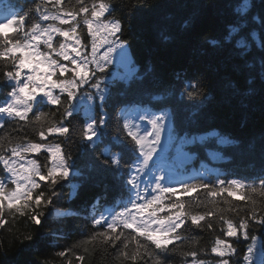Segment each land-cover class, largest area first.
<instances>
[{
	"label": "snow or ice",
	"instance_id": "1",
	"mask_svg": "<svg viewBox=\"0 0 264 264\" xmlns=\"http://www.w3.org/2000/svg\"><path fill=\"white\" fill-rule=\"evenodd\" d=\"M245 7L243 0L236 5L238 22L244 19ZM34 11L37 17L27 24V12H0V67L5 69V87L10 89L9 99L0 104V129L6 121L23 122L18 130L31 126L38 137V141L26 136L16 142L8 139L7 144V138L0 137L4 173L0 176V226L6 222V212L24 215L28 209L34 212L46 207L56 195L55 185L84 175L63 144L45 143L50 136L69 139L70 132L78 131L93 168L111 174L127 196L93 217V226L99 230L86 243L97 239L111 247L119 243L118 258L132 264H166L173 253H179L182 264H210L205 258L209 255L214 258L212 264H233L236 248L227 238H243L252 241L243 261L254 264L255 241H264V178L259 184L237 179H218L212 184L200 177L178 180L168 155L176 134V113L169 105L173 100L195 104L206 97L202 80L197 75L177 74L179 83L174 88L150 95L146 103H125L110 115L107 109L116 77L109 70L127 59L123 79L132 83L140 79V68L129 59L124 22L108 18L113 11L109 0H68L67 4L65 0H39ZM261 20L264 22V14ZM237 45L244 48L239 41ZM48 106L63 110L59 120L57 112L44 111ZM82 110V126L70 129L66 121L71 122ZM221 142L229 141L222 138ZM41 153L46 156L43 166L31 158ZM44 186L52 195L38 191ZM76 187L73 185L74 193ZM201 191L204 199L194 195ZM252 194H258L259 203ZM217 197H223L227 207H220ZM102 199L98 194L94 207ZM201 208L204 210L199 211ZM225 212L240 218L234 221ZM41 217L42 213H35L31 220L39 226ZM213 218L223 222L221 231L226 238L217 237L210 250L196 248L195 241L189 244L186 233L193 228L214 231ZM257 230L259 237L252 234ZM259 264H264V258Z\"/></svg>",
	"mask_w": 264,
	"mask_h": 264
},
{
	"label": "trees",
	"instance_id": "2",
	"mask_svg": "<svg viewBox=\"0 0 264 264\" xmlns=\"http://www.w3.org/2000/svg\"><path fill=\"white\" fill-rule=\"evenodd\" d=\"M38 2L0 0V12H27V24L37 17L34 9ZM109 2L113 11L108 18L124 22V38L130 45L133 60L140 68L139 80L129 83L128 80L116 78L111 85L109 114L118 113L119 107L125 103H146L150 95L159 94L168 87L174 88L179 83L177 74L182 77L197 75L205 85L206 97L195 104L187 100H173L169 105L175 109V132L179 137L206 135L205 138H209L188 149L196 153L200 164L210 165L216 173L207 176L200 173V176L193 177H200L212 184L218 179L259 184L260 179L264 178V22L261 20L264 0H251L249 9L243 13L244 19L239 22L236 5L241 0ZM237 23L239 27H236ZM234 27L236 31L228 35ZM87 39L85 32V41ZM237 41L244 48H239ZM4 70L0 67V104L9 99L7 93L10 89L5 87ZM44 111L57 112L52 106L44 108ZM60 112L56 114L57 120L60 119ZM83 121L84 117L79 113L66 123H69L70 129H79ZM21 124L23 122L6 121L5 128L0 129V137L7 138L6 144L8 139L16 142L24 136L38 141L31 126H25L24 131L20 132ZM112 132L115 134V129ZM222 138L229 143H219L218 140ZM48 142L63 144L65 152L71 154L73 162L84 175L76 179L70 177L71 182L62 181L55 185L56 195L52 196V203L46 207L42 205L34 212L28 209L24 215L5 213L3 219L6 222L0 226V264H132L130 260L118 258L119 243L116 247L99 239L86 243L99 230L93 226V217L105 204L123 195L120 183L111 174H101L93 168L91 157L85 155L78 131L70 132L69 139L50 136L45 143ZM210 153H217L219 157L213 160ZM35 157L42 166L46 163L44 153ZM73 185L77 186L75 193ZM38 191L52 195L47 186ZM98 194H102L103 199L100 205L94 207ZM194 195L205 198L203 191ZM252 195L259 203L261 198L258 194ZM216 199L220 207H227L222 203L223 197ZM56 211H64V214L54 215ZM35 213H42L39 226L31 220ZM224 215L234 221L240 218L228 212ZM213 220L214 231L207 228L189 230L186 233L190 238L188 243L195 241L196 248L210 250L217 237L225 239L221 231L223 222L217 218ZM252 234L260 236V231ZM227 239L236 248L233 264H243V256L252 241ZM61 252L65 255H59ZM80 256L84 257L82 261L78 259ZM211 257L205 258L211 260ZM137 264L142 262L137 261ZM149 264L152 262L149 261ZM166 264H182V257L179 253L169 254Z\"/></svg>",
	"mask_w": 264,
	"mask_h": 264
},
{
	"label": "rangeland",
	"instance_id": "3",
	"mask_svg": "<svg viewBox=\"0 0 264 264\" xmlns=\"http://www.w3.org/2000/svg\"><path fill=\"white\" fill-rule=\"evenodd\" d=\"M244 4L246 5L244 11L248 10L250 5H251V0H245ZM10 30H5V32H8ZM60 38L57 37V41ZM129 59L133 60L130 52H129ZM128 63V60H121L118 61V63L114 64L113 67L109 70L113 76H115L116 78H122L123 76L126 75L127 73V68L126 65ZM130 79V78H129ZM91 91V89H89ZM83 91V89L81 90ZM83 112V110H82ZM84 113V112H83ZM206 135H200V136H194V137H184L182 139L178 138L177 136L173 137L172 142L169 144L168 146V151H174V153L177 154V156L179 157V159H175L174 157H170L171 159V163L175 172V175L177 177V179H179V173L181 169H187L188 165H192L191 169H187L185 171H181L182 174H187L186 176H189L190 172H194L196 166L194 164V161L196 160V155L192 154L188 149L187 146L192 144V143H196V142H201L204 143L206 142L204 137ZM228 141V140H227ZM229 143V142H226ZM214 158H218L219 155L217 153L212 154ZM36 159V157H31ZM37 160V159H36ZM184 176V175H183ZM181 177L179 180H184V177ZM187 179V178H185ZM58 213H61L59 211L54 212V215H57ZM259 237V236H257ZM264 241H262L261 239H257L255 241V251L253 253V261L254 264H259V261L261 260V258H264ZM252 243V242H251ZM214 258L211 257V260H209L210 264H212ZM245 264V262L243 263Z\"/></svg>",
	"mask_w": 264,
	"mask_h": 264
},
{
	"label": "clouds",
	"instance_id": "4",
	"mask_svg": "<svg viewBox=\"0 0 264 264\" xmlns=\"http://www.w3.org/2000/svg\"><path fill=\"white\" fill-rule=\"evenodd\" d=\"M57 212V211H56ZM59 212H61V213H59V214H57V215H63L64 214V211L62 212V211H59Z\"/></svg>",
	"mask_w": 264,
	"mask_h": 264
}]
</instances>
